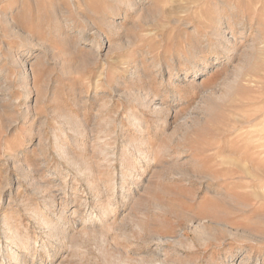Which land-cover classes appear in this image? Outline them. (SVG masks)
<instances>
[{
  "label": "rangeland",
  "instance_id": "1",
  "mask_svg": "<svg viewBox=\"0 0 264 264\" xmlns=\"http://www.w3.org/2000/svg\"><path fill=\"white\" fill-rule=\"evenodd\" d=\"M0 264H264V0H0Z\"/></svg>",
  "mask_w": 264,
  "mask_h": 264
},
{
  "label": "bare ground",
  "instance_id": "2",
  "mask_svg": "<svg viewBox=\"0 0 264 264\" xmlns=\"http://www.w3.org/2000/svg\"><path fill=\"white\" fill-rule=\"evenodd\" d=\"M60 222H62V221H60ZM46 225H50L47 221H46V223H45ZM45 225V226H46ZM91 229V228H90ZM91 232V231H90ZM11 250V249H10ZM106 260V259H105ZM20 262V261H19ZM21 263V262H20Z\"/></svg>",
  "mask_w": 264,
  "mask_h": 264
}]
</instances>
